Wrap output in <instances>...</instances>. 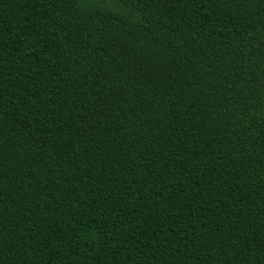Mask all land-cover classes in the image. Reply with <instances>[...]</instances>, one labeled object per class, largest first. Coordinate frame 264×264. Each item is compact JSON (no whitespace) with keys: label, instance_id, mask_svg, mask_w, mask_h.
Returning a JSON list of instances; mask_svg holds the SVG:
<instances>
[{"label":"trees","instance_id":"trees-1","mask_svg":"<svg viewBox=\"0 0 264 264\" xmlns=\"http://www.w3.org/2000/svg\"><path fill=\"white\" fill-rule=\"evenodd\" d=\"M0 264H264V0H0Z\"/></svg>","mask_w":264,"mask_h":264}]
</instances>
